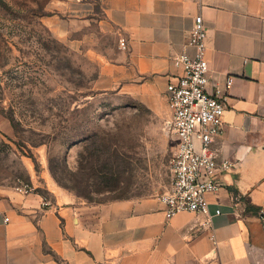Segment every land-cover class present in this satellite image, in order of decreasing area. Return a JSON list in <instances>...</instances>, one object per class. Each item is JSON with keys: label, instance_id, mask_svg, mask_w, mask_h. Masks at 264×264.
Here are the masks:
<instances>
[{"label": "crops", "instance_id": "obj_1", "mask_svg": "<svg viewBox=\"0 0 264 264\" xmlns=\"http://www.w3.org/2000/svg\"><path fill=\"white\" fill-rule=\"evenodd\" d=\"M197 14L208 28L209 87L234 77L212 143L217 160L231 162L208 194L221 212L205 224L197 212L167 218L159 195L100 203L0 185V264H264V0H59L43 23L86 48L98 90L152 106L167 103Z\"/></svg>", "mask_w": 264, "mask_h": 264}, {"label": "rangeland", "instance_id": "obj_2", "mask_svg": "<svg viewBox=\"0 0 264 264\" xmlns=\"http://www.w3.org/2000/svg\"><path fill=\"white\" fill-rule=\"evenodd\" d=\"M58 3L0 0V185L100 203L164 193L176 147L168 104L98 90L86 48L43 23Z\"/></svg>", "mask_w": 264, "mask_h": 264}, {"label": "built area", "instance_id": "obj_3", "mask_svg": "<svg viewBox=\"0 0 264 264\" xmlns=\"http://www.w3.org/2000/svg\"><path fill=\"white\" fill-rule=\"evenodd\" d=\"M208 28L202 14H197L188 33L183 50L174 57L181 68L166 87L170 117L167 127L176 139L171 158L172 184L159 195L167 218L189 211L205 215V224L212 221L220 208L211 209L208 194L221 186L218 171L230 168L231 162H219L212 148L214 139L222 133L223 115L227 107L229 89L234 81L227 76L225 83L209 87V62L206 57ZM125 46V40H121ZM188 49H192L190 53ZM15 188L29 193L35 187L22 183ZM264 222V208L260 211ZM215 241L214 236H211Z\"/></svg>", "mask_w": 264, "mask_h": 264}, {"label": "trees", "instance_id": "obj_4", "mask_svg": "<svg viewBox=\"0 0 264 264\" xmlns=\"http://www.w3.org/2000/svg\"><path fill=\"white\" fill-rule=\"evenodd\" d=\"M99 159H100V156H98V159H97V161H99ZM92 201V200H91Z\"/></svg>", "mask_w": 264, "mask_h": 264}]
</instances>
